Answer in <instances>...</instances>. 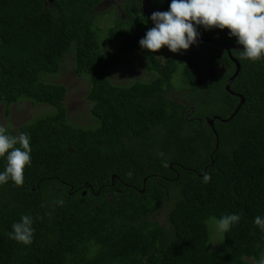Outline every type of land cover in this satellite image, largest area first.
Wrapping results in <instances>:
<instances>
[{"label":"trees","instance_id":"16d2710c","mask_svg":"<svg viewBox=\"0 0 264 264\" xmlns=\"http://www.w3.org/2000/svg\"><path fill=\"white\" fill-rule=\"evenodd\" d=\"M103 1L0 0L5 113L21 98L53 108L16 131L0 123L11 135L27 133L32 149L23 185L0 184V264L257 263L264 255V233L254 224L264 216V58L253 62L209 41L177 53L144 50L139 40L153 24L143 0H122L123 20L102 36L94 9ZM170 2L150 0L149 8L166 11ZM198 31L237 44L226 28ZM70 52L76 75L89 82L82 124L65 104L68 84L45 79ZM120 54L144 58L150 79L119 67L124 81L115 83ZM233 58L241 64L234 94L226 90ZM241 95V108L225 120ZM208 116H217V135ZM5 165L0 157V171ZM232 213L241 219L214 250L213 223ZM24 215L35 229L29 245L6 234Z\"/></svg>","mask_w":264,"mask_h":264},{"label":"clouds","instance_id":"9594fccd","mask_svg":"<svg viewBox=\"0 0 264 264\" xmlns=\"http://www.w3.org/2000/svg\"><path fill=\"white\" fill-rule=\"evenodd\" d=\"M150 19L153 26L139 40L140 47L149 52L164 46L173 53L188 50L198 42L200 27L205 30L226 28L228 35L243 46V58L253 62L264 58V0H171L168 10L154 11ZM209 117L212 116L205 120ZM31 151L27 133L14 136L0 126V157L6 159L4 170L0 171V184L11 180L17 186L23 185L25 166L31 165ZM204 179L207 181L210 177ZM172 190L175 194L177 187L172 185ZM84 192L86 194L87 190ZM240 219V214H225L218 219V228L228 232ZM254 224L264 233V216H256ZM34 232L32 217L24 215L6 234L18 243L29 245L33 242ZM256 264H264V255Z\"/></svg>","mask_w":264,"mask_h":264},{"label":"rangeland","instance_id":"374dc122","mask_svg":"<svg viewBox=\"0 0 264 264\" xmlns=\"http://www.w3.org/2000/svg\"><path fill=\"white\" fill-rule=\"evenodd\" d=\"M121 3L122 0H104L95 7L94 10L99 14L100 20L98 27L101 30L100 33L102 36L106 35L108 28L111 25L123 20L124 12L121 10ZM108 46L111 48V45ZM118 57L122 63L119 66H115L116 70H114V76H112L115 83L119 84L124 81L122 76H117L119 67L123 68L120 70L122 73L124 72L126 75H129L134 79H150V74L144 70V58L138 56V54H120ZM215 74L216 71L212 68L210 71V77ZM45 79L49 82L68 84L69 90L65 99V104L69 110L72 120L75 123L82 124V117L85 114H89V101L87 98L89 82L81 76L76 75V60L74 52L67 53L62 59V66L59 73L47 75L45 76ZM52 110L53 108L51 106H47L43 103L35 104L29 99L21 98L12 106L10 114L6 115L5 106L2 102H0V123L4 124L12 131H16L18 127L28 120H31L39 115L46 114ZM156 219H158L163 225L170 226V222L166 220L164 214L158 213ZM213 221V219L209 221L210 230ZM223 242V232L219 230L217 223H213L210 246L212 247L213 245V249L218 250L222 246ZM246 260H249L250 264H256L253 259Z\"/></svg>","mask_w":264,"mask_h":264},{"label":"water","instance_id":"95a60500","mask_svg":"<svg viewBox=\"0 0 264 264\" xmlns=\"http://www.w3.org/2000/svg\"><path fill=\"white\" fill-rule=\"evenodd\" d=\"M149 2L150 0H143L142 1V10H143V13L146 14L149 19L151 17V10L149 8ZM151 21V19H150ZM152 22V21H151ZM198 41L202 42V41H209V42H212L214 44H219V45H222L224 46V48L228 51V52H231V49H242L243 46L242 45H239V44H234V43H228V42H225V41H221V40H217V39H213V38H209V37H199ZM235 64H236V71L235 73L228 79L227 81V84H226V90L232 94H234L235 92H233L231 90V83L233 82V80L235 79V77L238 75L239 71L241 70V64L238 60H236L235 58H233ZM241 100L237 106V108L234 110V112L232 113V115L230 117H228L227 119L225 120H229L230 118L233 117V115L238 111V109L241 108V105L244 103V97L241 95ZM217 116H212V117H209L207 118V121L209 122V125L210 127L213 129V132L216 134V130H215V127H214V121H215V118ZM217 135V134H216ZM144 191V189L142 190ZM83 194H85V192H83Z\"/></svg>","mask_w":264,"mask_h":264}]
</instances>
